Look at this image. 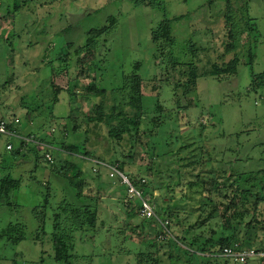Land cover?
Segmentation results:
<instances>
[{"label": "rangeland", "instance_id": "obj_1", "mask_svg": "<svg viewBox=\"0 0 264 264\" xmlns=\"http://www.w3.org/2000/svg\"><path fill=\"white\" fill-rule=\"evenodd\" d=\"M17 1L22 2L0 0V118H21L23 127L29 113V118L35 120L29 131L39 136L52 118L48 104L54 98L52 84L63 90L77 86L76 92L85 94L83 86L96 84L99 89H116L124 75L137 73L144 81L143 103L148 116L157 115L164 120L159 130L162 144L167 142L174 150L182 149L179 157L185 162L192 156L204 161L205 170L215 168L226 175L244 173L245 178L254 173L259 174V181H264V87H252L255 78L264 74V0H231L232 10L226 9V0H30L16 12ZM227 14L238 27L246 26L252 18L255 21L250 23L255 30L251 34L244 31L236 43V71L219 78L207 71L214 62L223 67L235 54L225 53ZM178 17L183 19L175 21ZM112 19L116 24L109 34L101 33ZM167 20L172 24L177 41L174 52L180 61L190 59L182 55L188 42L199 48L197 67L201 76L196 91L190 94V98L196 99L190 109L176 106V92L166 77L167 66L157 59L152 42L153 31ZM94 34L95 48L81 50ZM136 64L141 65L140 70H136ZM65 93L69 92L63 91L53 108L56 116L69 111ZM93 102L84 100L83 110L91 113ZM158 103L164 107L162 113L156 112ZM76 104L72 107L77 108ZM6 142L8 138L0 141V184L11 175L21 179L22 186L0 203V264H60L54 259L52 245L54 209L64 199L75 201L72 191L52 172L61 170L63 165L37 161L38 156L30 149L26 157H10ZM107 145L103 137H95L93 152L103 157ZM151 159L136 148L133 163L138 172L142 173ZM173 165L172 161L154 155L153 172L148 177L141 175L153 191L147 199L156 209L159 207V216L170 222L168 238H163L167 236L166 230L155 219L146 220L141 215L129 218V204L120 198L130 197L131 193L124 191L118 177H105L104 184L116 185L106 189L99 200L97 232L77 235L72 264H139V254L151 250L159 235L161 264H190L189 248L182 237H192L193 230L187 233L189 226L207 220L209 215L213 218L206 222L203 235L215 232L216 237H232L237 226L226 230L222 223L218 224V213L210 214L209 185L190 186L198 182L200 168L186 166L182 178L177 179ZM100 168L101 172L106 171L104 166ZM167 185L171 187L167 189ZM46 188L51 192V207L45 234L38 236L31 210L44 203ZM216 200L221 199L216 196ZM174 212H179V216L170 217ZM262 212L264 204L258 212L263 223L256 245H252L256 249L264 247ZM18 223L24 224L25 240L13 244L1 237L6 228ZM143 223L147 225L145 234ZM239 232L243 236L244 230ZM201 258L195 255L192 264H206L210 260L204 256L205 262Z\"/></svg>", "mask_w": 264, "mask_h": 264}, {"label": "trees", "instance_id": "obj_2", "mask_svg": "<svg viewBox=\"0 0 264 264\" xmlns=\"http://www.w3.org/2000/svg\"><path fill=\"white\" fill-rule=\"evenodd\" d=\"M29 1H17L14 10L19 12L26 6L25 3ZM226 1V9L232 10V1ZM182 19L183 17H178L175 21H181ZM225 21L227 37L225 53L235 54L223 67L218 66L214 62L211 69L207 71L208 74L219 78L236 71L235 66L239 61V54L236 53V43L244 31L249 30L251 34V31L254 32L255 30L252 25L253 23H250L255 21L252 18L248 19L249 23L246 26L243 25L241 27H238L234 23L235 20L229 14L225 15ZM115 24L116 20L112 19L110 26L100 30L101 33L109 34L110 28H113ZM95 39L96 35L94 34L81 50H84V48H95ZM152 42L155 46L157 59L160 58L167 66L166 77L170 80L176 92V106L179 109H190L192 104H194V100H196L195 98H190V94L196 91L197 80L201 76L198 73L197 67L199 48L196 47V43L192 41L188 42L186 44L187 51L182 55L190 56V59L180 61L178 55L174 52L177 41L173 34L171 21L169 20L164 21L157 30L153 31ZM250 55L253 61L251 52ZM224 57L225 55H222L221 58L223 59ZM140 67V64L135 65L136 70H140ZM252 87L256 90L264 87V74L255 78ZM52 88L54 98H51L48 102L49 114L52 118L46 124L47 127H42L39 136L31 134L29 131L32 124H35V120L29 118V113L25 117L26 125L23 127L20 126L22 119L18 118L20 121L18 131L24 135L35 137L36 140L46 146L40 148L34 144H26L24 146L23 141H15L12 150L7 151L6 147L5 149L10 157H26L27 151L30 149L29 152L35 153L38 156L37 161L42 160L49 165H54L58 162L63 165L61 170L52 169V172L59 176L64 181V186H67L72 191L75 201L64 199L54 209L52 245L55 261L60 264H72L77 235L82 232H97L99 200L102 195H105L103 192L108 188L112 189L116 183L104 184L105 177H108L109 180L118 177L121 187L125 188L124 191L127 190L129 193V186L123 183L122 178L118 174H113L111 167H117L120 173L127 177L132 186L141 193L143 199L148 200V195L153 196L152 189L147 186L146 180L141 175L148 177L153 172L154 155L167 162L172 161L174 164L172 167L173 174L177 179L182 178L181 173H183L182 169L184 167L198 166L200 172L197 173L196 177L199 180L195 184L190 183V186L194 188L209 185L207 199L212 204L210 214L218 213L216 215V218L220 220L218 224L222 223L226 230H231L232 227L234 229L235 226L238 229V231L233 233L232 237L225 235L216 237L215 232H212L210 235H203L206 222L213 218L212 215H209L206 218L207 220L189 226L187 233L193 230L194 235L190 238L187 236L182 237V239L187 243L189 248L190 264L193 263L195 255H200L202 261L205 262V258L210 257L209 262H206V264H228L232 260L220 256L225 247L235 243H240L246 247L256 245L260 225L263 223L258 219V212L264 204V181H259V174L254 173L245 178L244 173L226 175V172L220 173L215 168L205 170L204 161L194 160L192 156L188 162H185L179 157L182 149L174 150L175 147L172 148L167 142L162 144L159 130L164 126V120L157 115L148 116L143 103L144 81L139 74L124 75L121 85L116 89H99L96 84L83 86L82 88L86 91L85 94L76 92L77 86H71L63 90L54 88L52 84ZM153 88L157 90V86H153ZM63 91L69 92L67 93L69 111L67 110L68 112L63 116H56L53 108L59 102V95ZM86 99L94 101L91 113L83 110L82 102ZM73 103H78L76 104L77 108L72 107ZM163 111V105L158 103L156 112L162 113ZM2 119L13 121L14 118L3 116L0 120ZM53 125L55 127H52ZM95 137H103L108 141L105 149L106 155L103 157L96 156L93 152ZM59 143V148L52 149ZM7 144L8 142H6V146ZM137 147L138 151H143L147 155L152 156L150 164L145 166V170L142 173L138 172V167L133 163ZM47 154L52 155L53 162L46 160ZM166 157H169V159H166ZM101 166H104L105 172L100 171ZM108 172L109 174H107ZM111 174H113V177ZM21 186V179L13 178L11 175L3 178L0 184V203L3 204L6 199H9L10 194L20 190ZM170 187L169 185L166 186L167 189ZM46 191L47 196L44 203L33 207L31 210L36 228L34 232L36 231L38 236L42 233L45 234L48 211L51 207V192L48 188H46ZM216 196L221 200L217 201ZM142 198L137 196H134V198L121 196L120 200H126L127 204H129V207L126 209L129 218L132 219L140 215ZM134 200H137V203ZM155 211L158 217L146 220L155 219L160 223L166 220L164 217L159 216L161 214L159 207L156 209L155 206ZM171 216L178 217L179 212L171 213ZM237 219H240L239 222ZM142 226L145 234L147 225L143 223ZM239 230H244L243 236H240ZM198 231H201V233L199 234ZM159 236L154 238L155 242H153L151 250L139 254V264H161L160 251L157 244ZM1 237H6L13 244H18L27 238V232L24 230V224L18 223L6 228ZM260 248L264 249L262 246ZM231 263L238 264L233 261ZM253 263L264 264V261Z\"/></svg>", "mask_w": 264, "mask_h": 264}, {"label": "built area", "instance_id": "obj_3", "mask_svg": "<svg viewBox=\"0 0 264 264\" xmlns=\"http://www.w3.org/2000/svg\"><path fill=\"white\" fill-rule=\"evenodd\" d=\"M20 121L19 119H13V121H6L4 119L0 120V140L2 138H8V144L6 146L7 151H10L14 147V143L10 140H15V141H23L24 146L26 144H34L39 147H45L43 143L39 142L38 140L35 139L33 136H28L24 135L23 133H20L18 131V125ZM48 147V146H47ZM56 147L54 146L52 149H55ZM46 160L48 162H53V158L51 154L46 155ZM111 170L116 174H120V177L123 180V183L127 184L129 186V192L131 193L132 196H137L139 198H142L141 193L136 190L132 184L129 182L128 178L125 177L120 171L117 169V167H111ZM113 174L112 177H113ZM140 215L145 218V219H151V218H157V213L155 211V206L152 205V203L149 200H145L142 198V206L140 210ZM162 226L166 230V235L163 238H168V226L170 225V222L168 220L162 221ZM160 238V237H159ZM162 238V237H161ZM222 257L229 258L230 260L234 261L235 263L238 264H249L253 262H261L264 261V249H256L253 247H246L242 246L240 243H235L231 246L225 247L223 249V252L220 254Z\"/></svg>", "mask_w": 264, "mask_h": 264}]
</instances>
